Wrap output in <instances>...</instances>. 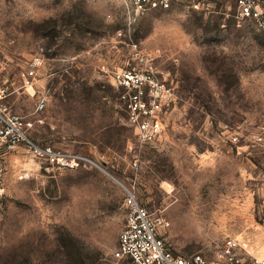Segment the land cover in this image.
<instances>
[{"label": "rangeland", "instance_id": "rangeland-1", "mask_svg": "<svg viewBox=\"0 0 264 264\" xmlns=\"http://www.w3.org/2000/svg\"><path fill=\"white\" fill-rule=\"evenodd\" d=\"M168 3L135 12L123 0H0L9 105L35 144L96 164L62 168L24 148L0 157V264H132L113 256L126 189L162 220L176 255L211 258L235 237L264 256V148L254 142L264 30L236 0ZM36 55L44 63L26 89L21 73ZM147 66L173 101L146 144L114 77Z\"/></svg>", "mask_w": 264, "mask_h": 264}, {"label": "built area", "instance_id": "built-area-1", "mask_svg": "<svg viewBox=\"0 0 264 264\" xmlns=\"http://www.w3.org/2000/svg\"><path fill=\"white\" fill-rule=\"evenodd\" d=\"M128 8L135 12L145 10L147 4L156 6V0H123ZM160 5L168 7V0H159ZM264 0H236L238 13L259 22L264 30ZM41 55L33 56L21 73L26 89L33 88V79L42 67ZM114 80L124 90L123 98L127 120L142 143H152L162 130L160 114L165 106L173 101L170 88H165L154 76L153 68L144 70L128 69L118 72ZM8 88L0 86V157L24 148L30 154L48 160L62 168H77L92 164L89 158L69 151H63L45 145L39 146L28 137L30 126L26 118L15 112L8 103ZM46 106V100L40 98L36 111ZM236 141V138H233ZM254 142L264 148V127L254 135ZM137 166V161L133 162ZM126 210L125 223L119 232L117 247L113 251L116 259H129L132 264H264V256L251 255L246 246L235 237H226L213 257L201 253L191 256L174 254L166 245L159 232L162 220L155 219L141 206L133 189H126L124 198Z\"/></svg>", "mask_w": 264, "mask_h": 264}]
</instances>
